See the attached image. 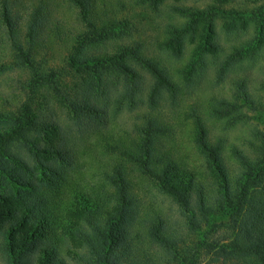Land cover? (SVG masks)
<instances>
[{
  "label": "trees",
  "instance_id": "trees-1",
  "mask_svg": "<svg viewBox=\"0 0 264 264\" xmlns=\"http://www.w3.org/2000/svg\"><path fill=\"white\" fill-rule=\"evenodd\" d=\"M165 2L0 0V75L26 76L0 96V264H264V117L244 149L209 129L264 109V64L254 88L241 67L264 51V6L170 5L158 28ZM205 68L233 75L229 98L195 92Z\"/></svg>",
  "mask_w": 264,
  "mask_h": 264
},
{
  "label": "rangeland",
  "instance_id": "rangeland-1",
  "mask_svg": "<svg viewBox=\"0 0 264 264\" xmlns=\"http://www.w3.org/2000/svg\"><path fill=\"white\" fill-rule=\"evenodd\" d=\"M212 0H182L175 2L174 0H166L165 5H163L160 9L159 16L156 14L151 13V18L154 19L156 22V26L158 28L161 27V25H164L165 23L173 21V14L169 10L170 5H185V6H195L203 8L205 5L210 4ZM227 4L221 5L222 8L228 9L230 12L235 11L237 13H245L249 16H251V13L255 12V14L258 12L259 7L264 6V0H227ZM237 15L234 14V18H236ZM177 18V17H176ZM176 21H180L179 19ZM236 24H238L236 22ZM222 23L218 22L216 25V30L218 31L219 35V41L223 47H227L229 44L233 43L235 41V33L231 35H227L228 37H225L224 29L221 27ZM149 28H146L145 30L148 31L147 35H155L156 32L153 30L149 31ZM157 29V28H156ZM46 51V52H45ZM44 52V53H43ZM43 55L49 59V63L51 65H57L61 62L62 58H64V52L62 49H58L55 47L53 50H44L42 51ZM160 58L164 61V64L167 67L171 66H179L180 63H186L188 58V46L185 50L184 55L182 56L181 60H173L167 55H160ZM264 64V51L257 54V58L254 61H245L242 64V69L244 71H247L248 74H250V80H252V88L258 87V81L261 77L260 73L258 72V69L260 66ZM201 77L198 79V86L195 89V92L200 95L201 97L209 96V95H216V96H226L229 98V89L231 87V78L233 75H229L228 78L225 79L223 83H220L217 86L213 85L212 81V72L210 68H205L204 71L201 73ZM25 75L17 70H11L5 74L0 75V96L4 100H9L10 102L15 98L18 99L19 96H21V90L20 85L18 83L19 79L23 81L25 79ZM147 85L144 86V89ZM254 92H257L254 89ZM261 96L264 97V92H260ZM188 102H194V98L186 99ZM251 121L249 122V125L243 126V127H235L228 129L224 131L218 124H212L209 126L210 132L212 136H217L223 138L226 145L228 144H236L241 148H245L243 145L244 141H247L250 139L251 131L254 130L257 127H260L262 124V119L264 117V109L261 112L260 110L257 112H253L250 114ZM106 124L110 127L118 126L117 128H124L125 124L127 123L126 118L122 115L119 117H113L112 115H108L105 117ZM128 127V124H126ZM178 139V138H177ZM178 142V141H177ZM181 142V141H179ZM243 144V145H242ZM185 161L188 165H191L195 163L192 160V156L188 153H185ZM157 200L163 203L165 207H170L171 204L169 201L164 199L163 197L159 196L157 197ZM230 235V233H229ZM209 259V257H205L204 263Z\"/></svg>",
  "mask_w": 264,
  "mask_h": 264
}]
</instances>
